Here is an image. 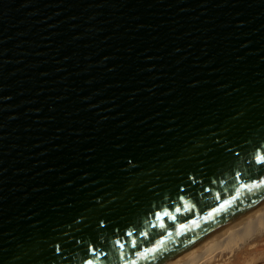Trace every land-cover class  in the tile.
<instances>
[{"label":"water","instance_id":"95a60500","mask_svg":"<svg viewBox=\"0 0 264 264\" xmlns=\"http://www.w3.org/2000/svg\"><path fill=\"white\" fill-rule=\"evenodd\" d=\"M261 146L264 0H0V264H161L264 203Z\"/></svg>","mask_w":264,"mask_h":264},{"label":"bare ground","instance_id":"6f19581e","mask_svg":"<svg viewBox=\"0 0 264 264\" xmlns=\"http://www.w3.org/2000/svg\"><path fill=\"white\" fill-rule=\"evenodd\" d=\"M263 231L264 203L246 211L239 220L225 226L212 236L192 244L161 264H225L231 262L238 264L244 256L251 255L246 251L242 253V248L246 247L253 237L262 236ZM262 260L264 258L259 257L245 264H255V261L259 263Z\"/></svg>","mask_w":264,"mask_h":264},{"label":"snow or ice","instance_id":"6c2138e0","mask_svg":"<svg viewBox=\"0 0 264 264\" xmlns=\"http://www.w3.org/2000/svg\"><path fill=\"white\" fill-rule=\"evenodd\" d=\"M235 155L239 156V153L236 152L234 153ZM254 160H255V163L257 164H261V165H264V146H261L259 147L257 150H256V154H255V157H254ZM261 187H264V177H262L259 181H254L253 184L251 186L249 185H241V188H244V189H247L249 192H251L253 190V188H261ZM207 190V189H205ZM181 192H184V189L181 188L180 189ZM181 201L183 200V197H180ZM255 202V201H253ZM229 202L226 201L224 205H221V208L220 209H215L214 211H218V210H223L224 207L227 206ZM176 212H180L181 209L179 207H177L175 209ZM152 215L154 216L155 220L156 221H159V227L161 229H163L165 227L164 223H163V219L165 217H168L169 216V212L168 211H159V212H153ZM173 219H175V217H173ZM193 223H195L193 221ZM104 222L101 221L100 222V227H104ZM153 227H155L156 225L153 224L152 225ZM125 236H128V237H131L134 235L133 231H130V230H126L125 233H124ZM136 235L138 236H143L145 239H148V233L146 231H141V232H138L136 233ZM169 235H171V233H169ZM116 245L118 248L120 249H123L124 248V244L121 243L119 240H117L116 242ZM129 243V247L130 249H135L134 252H132V255L134 256H138L140 259H143V260H148L149 256L150 255H153L155 254L157 251H159V247L158 245L162 244L163 241L160 240V241H157L155 242V244H153V242L150 240L149 243L150 244H153V246L149 247V246H145L143 248V250L140 249L139 245L137 244V240L136 239H132L131 241L128 242ZM57 250H59V245L56 246ZM95 248H92L90 249V252L92 255H95ZM123 258V257H122ZM86 264H92V261L91 260H87L86 261ZM129 264H136L135 260H131L129 262Z\"/></svg>","mask_w":264,"mask_h":264},{"label":"rangeland","instance_id":"374dc122","mask_svg":"<svg viewBox=\"0 0 264 264\" xmlns=\"http://www.w3.org/2000/svg\"><path fill=\"white\" fill-rule=\"evenodd\" d=\"M261 235L262 236L258 235L256 237H253V239H250V241L247 243L246 247L242 248V251H241L242 253L244 251H246V253H251V255L249 257L244 256V259H241L239 261L240 264H245V262L250 263L259 257L264 258V231L262 232ZM255 262H254L255 264H259V263L264 264V260H262L259 263L257 261H255ZM231 263H225V264H231ZM232 264H235V263L233 262Z\"/></svg>","mask_w":264,"mask_h":264}]
</instances>
